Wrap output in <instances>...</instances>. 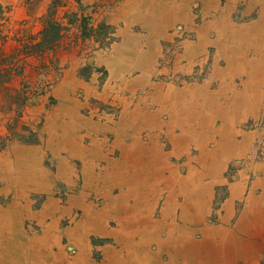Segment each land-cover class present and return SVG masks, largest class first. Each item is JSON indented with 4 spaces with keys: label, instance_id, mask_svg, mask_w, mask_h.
I'll return each mask as SVG.
<instances>
[{
    "label": "crops",
    "instance_id": "0c3cea01",
    "mask_svg": "<svg viewBox=\"0 0 264 264\" xmlns=\"http://www.w3.org/2000/svg\"><path fill=\"white\" fill-rule=\"evenodd\" d=\"M132 2V18L139 25V33L131 34L130 21L127 22L126 28L121 31L125 38L121 45L113 46L109 53L90 58L84 63H93L97 66L95 68L107 70V81L113 83L106 88L107 94L133 91V108L122 110L116 118L91 116L81 119L75 113L78 122L70 123L74 136L67 141L62 132L58 140L56 135L47 142L56 148L57 154L63 150L70 157L79 159L84 171L86 193L83 192L76 203L71 200L75 208L83 204V219L69 229L67 235L69 242H83L79 245L80 254L70 262L60 247V237H56L59 217L72 213L69 203V207L60 212L53 210L55 204L52 203L38 220L37 225L47 218L51 221L47 229L54 233L51 237L47 232H35L26 222V219L34 217L25 191L2 190L0 195L9 200L3 204L0 202V264H205L206 258L209 261L207 264H225L223 260H216L221 255L224 257L225 253L220 250L215 252L213 243L235 241L237 236L251 251L236 263L235 250L231 249L226 252L225 261L228 258L229 264H258L256 258L262 256L264 244L254 243L256 228L249 232L247 223L243 221L250 209L245 208L235 226L230 222L229 206L238 199L234 188L228 190L229 200L223 205L225 215L219 218L221 228L207 226L208 210L212 204L211 186L216 182L217 169L219 179L214 187L223 182L222 171L230 158L235 156V149H222L223 156L217 161V167L209 170L189 167V159L194 158L186 157L182 163L187 168L183 176L177 172L175 166H178L174 161L181 160L180 156L188 148L182 149L179 155L171 151L173 144L188 146L192 143L202 145L200 151L203 149L206 152L204 144L216 138L212 128L217 118L221 123L216 131L220 127L234 128L255 113L259 105L262 106L264 0ZM240 3H243L246 13L257 11L258 20L251 27L235 26L232 22L231 11ZM196 6L200 7L202 17L208 20L202 19L195 28V41L186 43L171 68L164 69L161 65L164 59L162 46L171 40L169 31L179 21L186 26L191 25V13ZM211 34L215 36L212 40L209 38ZM221 42H224L221 53L227 60V67L216 90H209V85H184L176 89L167 82L170 73L190 71L197 61L206 58L207 46L220 47ZM95 76L92 75L93 80ZM234 77L245 78L240 91L233 90L236 87ZM151 107L154 110L151 111ZM163 116L167 118L163 123L164 128L161 124L157 125ZM102 120L105 123L101 124ZM76 128H81L83 135L78 136ZM177 128L183 131L180 135H176L178 132L174 134ZM61 130L65 131V128L62 126ZM148 130L156 131L153 136L158 138H153L152 133L150 139L142 138L143 131ZM129 133L131 136H127ZM161 133L168 139V150L163 149L165 142L159 139ZM86 138L90 140L89 145L81 142ZM219 143L221 146L226 142L222 139ZM28 150H14L1 157L0 178L18 173L22 175V181L33 182L37 188L36 160ZM231 153L234 155L227 157ZM205 156L204 153V163ZM113 188L117 189L115 196L110 192ZM87 191L101 195V211L94 214L89 208L92 204H88ZM157 209L160 210V217L153 219ZM86 211L92 214H86ZM252 219L254 225L261 221ZM90 234L107 241L99 246V262L93 260L92 251L88 249ZM210 253L216 257L214 260L210 258Z\"/></svg>",
    "mask_w": 264,
    "mask_h": 264
},
{
    "label": "rangeland",
    "instance_id": "374dc122",
    "mask_svg": "<svg viewBox=\"0 0 264 264\" xmlns=\"http://www.w3.org/2000/svg\"><path fill=\"white\" fill-rule=\"evenodd\" d=\"M132 1L134 0H0V47L3 50L2 54L0 53V63L2 61L5 63L6 59L11 63H17V61L20 62L18 64L23 63L25 76L24 82L21 83L26 88L24 95L26 101L20 119L16 117L18 113L11 111L17 107L12 94L0 88V138L7 135L14 136L13 140L0 151V158L14 150L30 149L28 151L36 160L35 178L38 182L36 188L33 182L22 181V175L14 173L11 176L0 178V192L19 189L25 191L28 201L32 204L31 214L34 217L26 219V222L35 232L39 234L47 232L51 237L54 233L47 230L51 221L47 218L44 223L37 225L38 220L45 211H48L52 203L55 204L53 205L55 212H60L61 209L65 210L70 206L72 211L70 215L58 216V234L56 233V237H60V247L70 262H73L76 255L80 254L79 245L83 243L82 241L78 244L69 242L67 235L69 229L83 219V204L75 208L72 201L73 203L78 202V197H82L83 192L86 193L87 188L83 181L84 171L79 159L70 157L68 152L63 150L57 154L56 148L51 146L52 144L49 146L47 142L56 135L58 140L59 135L63 133L67 141L74 136L70 131V123L75 122V113L81 119L91 116L116 118L122 110L133 108L135 104L133 91L119 93L116 91L107 94L106 88L113 85L107 81V70L97 69L93 63L90 65L84 63L90 58L109 53L113 46L121 45L125 40L121 31L126 28L127 22L130 21L131 34L139 33V25L132 18L134 15ZM222 2L223 0H220V3ZM193 10L191 25L186 26L185 23L179 21L169 31L171 40L162 46L164 59L161 65L164 69L171 68L172 62L182 54L186 43L195 41V28L201 24L202 19L208 20L202 17L200 7L196 6ZM231 15L235 26L251 27L258 20L257 11L246 13L243 3L231 11ZM123 16L125 18H122ZM209 38L212 40L215 36L211 34ZM52 42L56 45V50L51 54L43 52L40 55H31L23 52L24 47L33 49L37 44L46 46ZM223 46L224 42L220 43V47L219 45L207 46L204 60L197 61L188 72L170 73L167 82L172 83L176 89L184 85H209V90H216L227 67V60L221 53ZM75 70L77 72H74ZM93 74L96 75L94 80L92 79ZM234 79L236 87L233 90L240 91L245 78L234 77ZM19 81H14L11 87L20 88ZM261 95L263 96L262 106L259 105L257 111L234 127L235 129L220 127L216 131L221 120L218 118L215 120L212 129L215 131L216 138L213 142L204 144L207 148L206 152L203 149L200 151L202 145L191 143L188 146L173 144L171 153L179 155L182 149L188 148L180 156L181 160L174 161L178 166V168L175 166L177 172L183 176L187 170L186 166L182 165L186 157L194 158L189 159V167L209 170L217 167V161L223 156V150L234 148L235 156L230 158L222 171L223 182L214 187L219 179L218 168L216 182L211 186L212 204L208 210L207 226L215 229L221 228L219 218L225 215L223 205L229 200L228 190L234 188L238 199H235L229 206L231 225L237 224L245 208L248 207L250 210L243 221L247 223L249 232H253L252 228H256L257 233H253L254 243L264 244V223H261V221L264 222V206H262L264 204V93ZM150 110H154V107ZM166 120L167 118L163 116L157 125L163 126ZM103 123H105L104 120L101 121V124ZM62 126L65 131L61 130ZM205 128L211 129V127ZM76 131L78 136L83 135L81 128H76ZM154 132L156 131H143L142 138L150 139L151 133L153 138H158L153 136ZM182 132L179 128L174 130L176 135ZM161 135L159 139L165 142L163 149H170V145L166 144L168 139L164 136L165 134L161 133ZM127 136H131V133ZM128 138L126 140L129 142ZM222 139L226 143L220 146L219 142ZM81 142L83 145L90 144L87 138ZM148 143L151 144L150 141ZM69 144L70 141L67 145ZM240 148L241 152H239ZM68 149L67 147L66 150ZM115 152H118L117 149ZM234 154L231 153L227 157ZM197 156H200L201 163ZM8 179L13 181L10 182ZM110 192L115 196L117 189H110ZM87 194L88 204H92L89 207L92 208V212L95 214L101 211L99 209L103 204L101 195L91 191H87ZM7 200L9 199L0 195L2 204ZM92 212L86 211V214H92ZM159 217L160 210L157 209L153 219H159ZM252 218L261 221L254 225ZM105 242L107 241L93 237L91 234L88 236V249L92 251L95 262H99L101 257L99 246L104 245ZM213 244L214 251L224 252V257L229 250H235L236 263L240 262L241 256L244 258L251 251V248L246 247L248 245H243V239L238 236L235 241L233 239L223 244L216 241ZM260 255L262 256L256 258V261L258 264H264V251ZM224 257L221 255L216 260H223V263L229 264V259L225 261ZM210 258L214 260L216 257L210 253ZM208 262L206 258L205 264Z\"/></svg>",
    "mask_w": 264,
    "mask_h": 264
},
{
    "label": "trees",
    "instance_id": "16d2710c",
    "mask_svg": "<svg viewBox=\"0 0 264 264\" xmlns=\"http://www.w3.org/2000/svg\"><path fill=\"white\" fill-rule=\"evenodd\" d=\"M23 50L25 54L31 55H40L43 52H48L49 54H51L52 52H55L56 45L53 42L47 44L46 46L42 44H37L34 46L33 49L29 47H24ZM2 52L3 50L0 47V53L2 54ZM18 63L20 62L17 61V63H11L8 59H6L5 63L4 61L0 63V88L8 92L9 94H12L13 101H16L17 107L15 109H12L11 111L18 113L16 117L17 119H20V114L23 113V108L25 105L24 103L26 101V97L24 96L26 94V88L24 84L21 83L24 82L23 79L25 76V67L23 63L22 65ZM17 80H20V88H12L11 84H13L14 81L17 82ZM13 138V135H7L6 137L0 138V151H2L13 140Z\"/></svg>",
    "mask_w": 264,
    "mask_h": 264
}]
</instances>
